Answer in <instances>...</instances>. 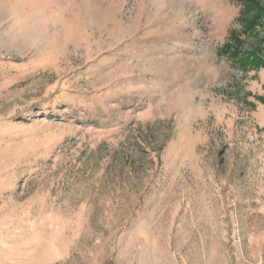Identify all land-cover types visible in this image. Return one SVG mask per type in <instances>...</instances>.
<instances>
[{
    "label": "rangeland",
    "instance_id": "obj_1",
    "mask_svg": "<svg viewBox=\"0 0 264 264\" xmlns=\"http://www.w3.org/2000/svg\"><path fill=\"white\" fill-rule=\"evenodd\" d=\"M244 5L0 0V264H264Z\"/></svg>",
    "mask_w": 264,
    "mask_h": 264
},
{
    "label": "trees",
    "instance_id": "obj_2",
    "mask_svg": "<svg viewBox=\"0 0 264 264\" xmlns=\"http://www.w3.org/2000/svg\"><path fill=\"white\" fill-rule=\"evenodd\" d=\"M245 7L243 10V16L244 20L243 26L245 28V31L247 33H250L249 35L254 36L257 35L253 29V27L256 25L258 21H260L264 17V3H262L260 0H244ZM250 31V32H249ZM229 45V44H228ZM238 51L234 52L236 54ZM249 55H251V58L248 59L250 63L253 64H264V49L256 52L254 49L249 52Z\"/></svg>",
    "mask_w": 264,
    "mask_h": 264
}]
</instances>
